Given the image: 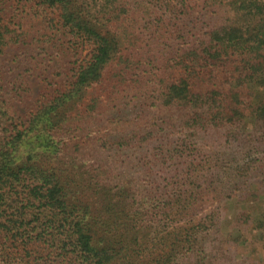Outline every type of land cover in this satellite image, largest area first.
Returning a JSON list of instances; mask_svg holds the SVG:
<instances>
[{"label": "trees", "instance_id": "16d2710c", "mask_svg": "<svg viewBox=\"0 0 264 264\" xmlns=\"http://www.w3.org/2000/svg\"><path fill=\"white\" fill-rule=\"evenodd\" d=\"M19 4L72 66L0 142V255L250 264L218 203L264 188V0H0V53Z\"/></svg>", "mask_w": 264, "mask_h": 264}, {"label": "rangeland", "instance_id": "374dc122", "mask_svg": "<svg viewBox=\"0 0 264 264\" xmlns=\"http://www.w3.org/2000/svg\"><path fill=\"white\" fill-rule=\"evenodd\" d=\"M194 2L201 4L202 0ZM10 13L13 17L8 26L16 29L22 41L5 46L0 53V142L11 123L25 122L54 89L66 84L63 73L72 66L68 64L72 58L66 52L61 31L52 28V23L28 5L19 4ZM218 205L221 232L239 238L236 256L247 258L250 264H264V188L257 198L235 194ZM0 264H35V261L28 262V258L21 259L19 254L5 251L0 255Z\"/></svg>", "mask_w": 264, "mask_h": 264}]
</instances>
